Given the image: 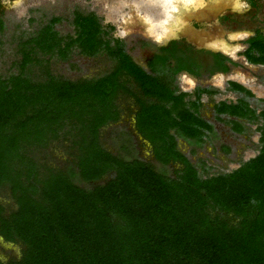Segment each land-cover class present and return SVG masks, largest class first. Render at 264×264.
<instances>
[{"label":"trees","instance_id":"16d2710c","mask_svg":"<svg viewBox=\"0 0 264 264\" xmlns=\"http://www.w3.org/2000/svg\"><path fill=\"white\" fill-rule=\"evenodd\" d=\"M59 22L23 39L21 70L0 76V195L12 199L0 200V236L21 246V256L0 264H264V106H252L253 92L231 81L229 90L244 96L219 102L215 116L236 133L247 130L244 120L261 121L259 154L210 174L178 141L191 145L190 155L204 148L215 132L201 97L219 89L186 100L172 69L165 77L143 69L123 39L105 38L94 12L76 13L75 36L61 35ZM5 28L0 21V32ZM251 45L249 59L264 63V37ZM75 46L89 57L106 53L112 69L77 79L49 65L42 79L32 73L36 53L50 64L69 59ZM134 96L136 129L162 170L136 157L129 168L101 141L103 127L118 121L113 105ZM54 144L65 149L62 165L50 164Z\"/></svg>","mask_w":264,"mask_h":264},{"label":"rangeland","instance_id":"374dc122","mask_svg":"<svg viewBox=\"0 0 264 264\" xmlns=\"http://www.w3.org/2000/svg\"><path fill=\"white\" fill-rule=\"evenodd\" d=\"M110 1L113 2V0H21V3L18 6V11L15 12V14L12 13V10H9L4 14L6 28L0 32V76H9L13 73H19L21 70L19 61L22 58L20 48L23 39H27L30 34L36 33L40 27L49 23L48 20L52 14H64L70 18H74V11L77 7L80 8L84 14L94 12L98 16L102 28L105 32H107L105 38L111 39L112 42H114L117 38L123 39L129 45L128 47L134 46L135 49H129V53L132 55L134 54L133 58L136 57L142 60L143 54H145L144 52L148 53V50L145 51V49H143L141 51L140 47L135 45L136 40L133 38L138 37V35H136L134 31H139V29L126 27L124 20L131 12V7L128 4L133 3L134 1H139L148 6L146 4V0H115V2L118 1V5L114 6L115 9L113 8L114 10L112 11L109 9L111 5H109ZM146 6L144 7L143 12L147 9ZM152 9L153 10L150 13L156 14L158 12V9ZM167 24L169 25V23ZM56 29L59 30L60 34L63 36H66L68 33L73 34L74 36L76 34L74 21L71 20L57 23ZM124 33L126 34L124 35ZM236 46L237 49H242V47L245 48L247 45L244 44ZM152 48L155 50V44L153 43L149 46V49ZM238 51H235V54ZM239 54L240 57L236 58L238 60L241 59L240 61L243 59V62L246 61V58L242 55V53ZM36 57L40 59V64L37 63L33 65L31 69L33 70V74L38 75V79L43 78L45 66L47 67L48 65L54 74L62 75L70 79L98 77L108 72L113 66V61L106 55V53L89 57L80 53V48L78 46L73 48L69 59L67 60L52 58L50 61L51 63L49 64V60L45 59L49 57L48 55H44L39 52L38 55L36 53ZM259 66L260 69L247 71V74L257 78V82L256 80L247 81L245 78L237 76L233 77V80L231 79L232 81H240V79L244 82L246 81V83L242 81L241 83L253 92L254 97L251 98L252 106L257 107L258 111H260V109L264 106V102L259 101V99H264V89L261 87L264 86V65ZM155 75L166 76V73L163 74V72H161L156 73ZM228 81L229 79H222V83L220 84L221 87L217 86L219 88L218 93L207 95L203 94L201 97V101L203 103L201 113L205 118H208L214 124L216 136L211 133L207 137L204 148L200 149L196 155L187 154L193 162H199V159H203L202 161L205 162L206 168L209 169L210 174L233 171L238 168L242 162L248 161L249 159L257 156L259 154V148L261 147V131L258 129V126L262 124L261 121L256 124L248 125V128L244 133H235L232 130V125L230 123L226 124L216 118L215 111L212 109L213 104L221 101L230 102L237 100L238 95L228 93L225 89ZM183 86L191 87L190 90L180 88L181 92H185L187 94L186 100L192 101L196 99L197 90H193L195 84ZM134 97H126V99L117 101V103L113 105V114H110L112 119L115 118L118 121L103 127L101 139L107 149H110L116 155L120 154V156L118 155L119 162H124L129 166V168L133 166V160L130 159L135 156L133 152V136H130L131 122L132 120L134 122L135 119L133 111L137 108V98ZM153 100L154 99L151 97L147 98L146 103L152 104ZM112 122H115V120ZM132 129L134 132L136 124L135 129L134 124ZM138 133L141 135L140 132ZM179 142L182 143L180 147L186 151L187 146L185 143L182 141ZM224 144L230 145L231 148H233L231 154L225 155L220 151L221 146ZM54 147L55 144L52 145L50 151L53 150L52 156L55 157V160L51 159L50 164L62 165L65 158H67L65 155V149L63 147ZM148 156V158H150L151 161L158 166V169L162 170L159 163L153 158L154 156L152 155V152H150ZM79 184L88 186V184L80 181ZM3 193L0 195V200L4 201L6 204L9 203L12 205V199L8 196V194L5 192ZM19 256H21V246L11 242H6L3 237L0 236V259L9 260L10 258Z\"/></svg>","mask_w":264,"mask_h":264},{"label":"flooded vegetation","instance_id":"af4514ba","mask_svg":"<svg viewBox=\"0 0 264 264\" xmlns=\"http://www.w3.org/2000/svg\"><path fill=\"white\" fill-rule=\"evenodd\" d=\"M185 1L191 3L192 0ZM117 2L115 0L109 2L111 5L108 7L111 11L115 9L114 6L118 5ZM199 2L200 4H194L189 9L181 10L179 7L177 13L175 12L171 16L170 21H185V23L180 28L175 27L176 32L164 41L146 35L143 32V25L133 24V29H139V31H134L138 35L133 38L136 40L135 45L140 47V50L145 48L149 53L144 52L145 54H143L144 63L141 64L143 68L154 74L161 72L164 74L166 69H170L171 73L174 71L175 83L179 92H181L180 88L191 89L189 86L182 85L183 74L195 80L193 90L219 89L218 87L221 85L213 81L218 74L229 75L239 68L243 71H255L260 69L259 65H264V63L252 62L247 54L252 46L251 40L264 37V0H199ZM15 3L16 0H0V21H6L4 14L7 11L12 10L14 14L18 11L19 5L13 6ZM138 3L142 4L139 1ZM136 4L137 1L128 4L131 7V12L124 21H148L146 18L142 19L141 14L144 9ZM146 4L148 6L145 5L147 7L145 11H152L151 7L158 9V12L154 14L156 21L165 19H163L164 11L160 16L162 11L160 4L153 6L149 2ZM138 8L139 11H137ZM77 12L84 13L77 7L74 11V18L64 14H52L48 21L54 18H59V21H75ZM187 21H191V23ZM219 42H225L229 48L236 45H247L236 53L237 58L240 57L239 53H242L246 61L243 62V59L240 61L241 59L238 60L230 53L214 46ZM151 43L155 44V50L149 49ZM128 46L127 44L128 50L135 49L134 46ZM255 53L257 55V52ZM133 59L138 62L136 57ZM249 64L255 65L256 68L249 67ZM176 69L178 70L176 71ZM253 77L256 79L255 76ZM203 94L207 95L208 93ZM131 123L130 135L133 134V120Z\"/></svg>","mask_w":264,"mask_h":264},{"label":"crops","instance_id":"0c3cea01","mask_svg":"<svg viewBox=\"0 0 264 264\" xmlns=\"http://www.w3.org/2000/svg\"><path fill=\"white\" fill-rule=\"evenodd\" d=\"M134 22V23H133ZM124 23H125V25H126V27H132L133 28V24H139V25H143L144 26V33L146 34V35H148V36H153L152 35V32H151V30L149 29L150 28V26L148 25L149 24V21H124ZM144 23V24H143ZM183 23H185V21L183 22ZM181 24V25H176V27H182L184 24ZM157 30V28L155 29V31ZM165 30L166 29H164V32L163 33H165ZM156 38V37H155ZM239 47V46H238ZM234 48H237V46L236 47H234ZM143 49H145V48H143ZM143 49H141V50H143ZM239 49V48H238ZM238 49H236L235 51H238ZM145 51H146V49H145ZM233 57H235L236 58V54L234 53L233 55H232ZM137 60H138V64L140 65V66H142L141 64H143L144 63V61L143 60H141L140 58H137ZM249 67H251V68H256V66L255 65H253V64H249L248 65ZM142 68H143V66H142ZM143 69H145V68H143ZM238 73V74H237ZM235 76H237V77H240V78H245L247 81H253V80H257V78L255 79L253 76H251V75H249V74H247V71H243L241 68H239L237 71H235V72H233V73H231V74H229V75H222V74H218L217 76H215L214 77V79H213V81L215 82V83H217V84H221L222 83V79H226V80H228L229 79V81H228V83L226 84V87H225V89H226V91L228 92V93H231V94H234V95H238L237 96V100H235V101H230V102H228V103H237L238 102V99L239 98H243V96H244V93L243 92H240L239 90H235V89H231V90H229V86H230V83L229 82H231L233 79V77H235ZM182 79H181V83H182V85H192V84H194L195 83V80L194 79H192L190 76H188V75H186V74H183L182 75V77H181ZM232 79V80H231ZM249 79V80H248ZM231 80V81H230ZM241 81L242 82H244L242 79H240V81L239 80H237V81H235V82H237V83H239V84H241V85H243V83H241ZM244 83H246V81L244 82ZM244 86V85H243ZM245 87V86H244ZM263 89H264V86H261ZM249 101L251 102V99H249ZM218 103H215V104H213V111H215V106L217 105ZM251 104H252V102H251ZM201 112H202V110H201ZM206 119H208V118H206ZM209 120V119H208ZM211 123H212V121L211 120H209ZM135 122H136V119H134V122H133V124H134V129H135ZM244 123H245V125L248 127V125H251V123H249V122H247L246 120H244L243 121ZM253 124V123H252ZM233 130V129H232ZM214 132H215V128H214ZM236 133V132H235ZM131 137L133 136V152H134V154H135V156H134V158L136 157V158H140V159H143V160H150L151 161V159L150 158H148L149 156V154H150V152H152V146H151V144H150V142L149 141H146L141 135H139V133H138V131L135 129L134 130V132H133V135H130ZM214 136H216V133H214ZM135 137V138H134ZM179 141H182V142H184L185 143V145L187 146L186 148V151H184V149H182L181 147H180V145L182 144V143H180ZM179 141H178V145H179V149L182 151V152H184V153H186V154H189L190 155V151H191V145L187 142V141H185L184 139H182V138H180L179 139ZM148 143V144H147ZM227 145V144H226ZM228 146H230V145H228ZM231 147V146H230ZM232 150H233V148H231V152H232ZM223 154H225L223 151H222V149L220 150ZM231 154V153H230ZM152 155H153V153H152ZM225 155H227V154H225ZM142 157V158H141ZM154 158V157H153Z\"/></svg>","mask_w":264,"mask_h":264},{"label":"bare ground","instance_id":"6f19581e","mask_svg":"<svg viewBox=\"0 0 264 264\" xmlns=\"http://www.w3.org/2000/svg\"><path fill=\"white\" fill-rule=\"evenodd\" d=\"M146 2L151 3L152 6L155 4H160L161 10H162L160 13V16L162 15V13L164 11L163 19L165 18L164 19L165 21L164 20L156 21L155 15L150 13L151 10L146 11V12L144 11L141 14L142 19H144V18L148 19V21H149L148 25L150 26L149 29L151 30L153 37H157L161 41H164L166 38H169L170 36H172V34L175 33L177 30L175 28L176 25L177 24L181 25L184 22V21H170V18H172L171 16L175 12L177 13L179 7L181 10H185V9H189L194 4H200L199 0H192L191 3H186L187 1H185V0H146ZM136 5H138L140 8L142 7V9H144V7H145V5L143 3L140 4V3H138V1H137ZM137 11H139V8L137 9ZM167 23H169V26H167L168 25ZM156 28H157V30L155 31ZM164 29H166L165 33H163ZM125 34L126 33H124V35ZM214 46H218L217 48H220V49L224 50L225 52L230 53L231 55H233L235 53V50L237 49V48L227 47L225 42H219L217 45H214Z\"/></svg>","mask_w":264,"mask_h":264},{"label":"clouds","instance_id":"9594fccd","mask_svg":"<svg viewBox=\"0 0 264 264\" xmlns=\"http://www.w3.org/2000/svg\"><path fill=\"white\" fill-rule=\"evenodd\" d=\"M21 3V0H16V3L13 6H18ZM239 7V5H238Z\"/></svg>","mask_w":264,"mask_h":264},{"label":"water","instance_id":"95a60500","mask_svg":"<svg viewBox=\"0 0 264 264\" xmlns=\"http://www.w3.org/2000/svg\"><path fill=\"white\" fill-rule=\"evenodd\" d=\"M187 22L191 23V21H187ZM207 22H211V21H207ZM186 25H188V24H186Z\"/></svg>","mask_w":264,"mask_h":264}]
</instances>
